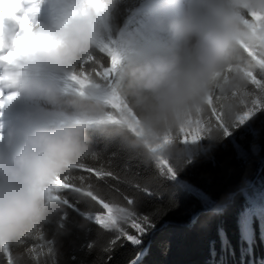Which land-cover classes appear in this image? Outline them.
I'll use <instances>...</instances> for the list:
<instances>
[{
    "label": "clouds",
    "instance_id": "clouds-1",
    "mask_svg": "<svg viewBox=\"0 0 264 264\" xmlns=\"http://www.w3.org/2000/svg\"><path fill=\"white\" fill-rule=\"evenodd\" d=\"M43 2L0 0L2 108L28 102L0 135V250L61 210L54 189L95 151L93 130L116 124L149 159L182 166L187 146L204 137L210 98L229 123L240 110L244 98L235 94L248 77L235 68L226 75L228 66L244 52L264 62V0H180L176 15L153 22L157 39L148 47L135 30L109 34L116 0H55L47 22L39 19ZM97 49L110 58L108 86L96 79ZM113 104L122 105L118 119ZM13 264L27 261L17 252Z\"/></svg>",
    "mask_w": 264,
    "mask_h": 264
},
{
    "label": "trees",
    "instance_id": "trees-1",
    "mask_svg": "<svg viewBox=\"0 0 264 264\" xmlns=\"http://www.w3.org/2000/svg\"><path fill=\"white\" fill-rule=\"evenodd\" d=\"M145 3V0H116L107 20L109 34L123 39L135 30L139 44L151 46L157 39L152 24L162 19V13L151 12ZM93 55L96 64L110 66L106 52L97 49ZM212 103L210 98V106ZM112 106L116 110L114 119H118L122 105ZM236 124L229 125V134H234V139L220 129L214 130V138L210 131L198 143L188 145L182 166L169 169H174V177L157 166L166 164L149 159L122 135L118 125L93 130L94 148L101 140L115 142L143 162L139 171L149 181L147 193L133 194L134 186L122 183L130 174L118 167H113L116 179L109 178L104 183L92 176V181L105 194L119 200L121 206L146 218L145 231L137 235L130 223L124 224L138 243L121 239L103 250L88 248L86 242L95 236V231L86 237L74 226L81 218L72 213L68 231L58 237L55 264H97L98 260H103V264H249L252 258L256 264H264V111H259L252 120L256 134L237 130ZM87 163L97 168L109 167L106 159H89ZM115 188L132 195L134 204L121 200ZM61 191L70 197L74 195L70 189ZM198 212L201 214L193 222ZM47 227L45 235L48 231L51 235L55 228ZM146 247L148 250L141 257ZM101 251L106 252L107 259ZM0 264H7L2 251Z\"/></svg>",
    "mask_w": 264,
    "mask_h": 264
},
{
    "label": "snow or ice",
    "instance_id": "snow-or-ice-1",
    "mask_svg": "<svg viewBox=\"0 0 264 264\" xmlns=\"http://www.w3.org/2000/svg\"><path fill=\"white\" fill-rule=\"evenodd\" d=\"M243 56L244 59L240 63L229 65L225 72L226 75H231L233 68H235L236 71H241L248 77L246 87L235 94L236 97L243 96L244 98L240 110L230 123L225 121L223 115L220 114L222 112L220 103L217 102L214 95L213 104L206 116L205 135L210 131L220 129L223 130L224 135H228L229 125H233L237 121L243 123L258 107H264V63H257L252 60L247 52H244ZM250 60L255 64V67L249 66L248 61ZM93 63H96L95 58ZM87 67L86 64L85 68ZM109 69L110 66L104 67L96 64V71L101 72V74ZM112 78L111 74H109L107 80L102 79V75L96 77L98 82L104 86H108L110 84L108 81H111ZM3 103L4 101L0 99V108L3 107ZM109 111L112 114L116 112L112 105H109ZM89 159H106L109 167H93L87 163ZM141 165H143V162L139 157L126 152L115 142L109 143L101 140L99 145L96 144L95 151L88 158L79 162L68 174L59 178L60 182L55 187L53 194L58 198L61 210L50 221L39 226L38 231L32 236L25 237L15 246V253H22L27 264H55L58 255L56 247L58 237L68 231L69 224L72 223L70 219L72 213H76L81 218L74 226L82 231L86 237L95 231V236L86 242L85 246L88 248L95 247L98 250H103L110 245H115L121 239L138 243L136 236L123 225L130 223V228L135 230V234L142 235L145 231L146 218L138 217L131 208L121 206L119 200L105 194L102 187L93 183L92 176H95L98 181L108 183L109 178L116 179L113 167H118L126 171V174H130L129 178L123 180L122 183L129 187L134 186L133 194L147 193L149 191V181L139 171ZM157 166L162 171L167 170L168 174L175 176L174 169L169 171L171 165L165 166L157 163ZM84 172L90 175L86 176L83 174ZM141 181L144 182L143 185ZM61 189H70L74 195L70 197ZM115 191L119 194V198L128 205L134 204L132 195L119 188H115ZM81 204L84 205L83 208ZM48 225L55 228L51 235L49 231L45 235ZM93 225H95V228H93ZM105 233L109 235L106 237ZM11 249L13 247L0 250L6 256L7 264H13L14 254ZM101 254L104 259H107L106 252L101 251ZM97 264H103V260H98Z\"/></svg>",
    "mask_w": 264,
    "mask_h": 264
},
{
    "label": "rangeland",
    "instance_id": "rangeland-1",
    "mask_svg": "<svg viewBox=\"0 0 264 264\" xmlns=\"http://www.w3.org/2000/svg\"><path fill=\"white\" fill-rule=\"evenodd\" d=\"M172 1V0H171ZM170 0H147L146 6L149 8L151 11H158L162 9V19H167L175 15L176 11V4H172ZM168 3H170L168 5ZM172 4V5H171ZM174 5V6H173ZM175 7V8H174ZM55 12V0H44L42 6H41V12L39 15V19L43 22H47L50 17L54 14ZM109 72H104L102 74V79L107 80L109 77ZM110 82V81H108ZM27 100L25 98H20L14 102L11 103V105L8 106V109L3 111V116L4 120L6 121H12L13 124H16L23 114L26 106H27ZM264 111V107H258L253 114L245 120L243 123H239L238 121L236 122V128L237 130L243 129V130H248L250 132H253L254 134V128L252 125V120L255 119L259 113V111ZM11 119V120H10ZM202 135L205 134V132L201 133ZM243 135V134H241ZM229 138L234 139L235 135L234 134H228ZM255 145V144H254ZM205 147L207 148L206 144Z\"/></svg>",
    "mask_w": 264,
    "mask_h": 264
},
{
    "label": "bare ground",
    "instance_id": "bare-ground-1",
    "mask_svg": "<svg viewBox=\"0 0 264 264\" xmlns=\"http://www.w3.org/2000/svg\"><path fill=\"white\" fill-rule=\"evenodd\" d=\"M171 1V0H170ZM172 2V4H176V2H177V4H179L180 3V0H172L171 1ZM171 4V5H172ZM174 6V5H173ZM175 8V7H174ZM178 8H176V11L178 12ZM177 12H175V15L177 14ZM5 110H7L8 109V106H6L5 108H4ZM2 117H1V115H0V135H3V136H6L7 135V131H8V129H9V127H11V126H13L14 124L12 123V122H10V121H6V120H3L2 121ZM11 120V119H10Z\"/></svg>",
    "mask_w": 264,
    "mask_h": 264
},
{
    "label": "water",
    "instance_id": "water-1",
    "mask_svg": "<svg viewBox=\"0 0 264 264\" xmlns=\"http://www.w3.org/2000/svg\"><path fill=\"white\" fill-rule=\"evenodd\" d=\"M200 214H201V212H198V213H196V214L194 215V217H193V222L196 221V219L198 218V216H199ZM146 249H148V247H147ZM146 252H147V250H146ZM145 254H146V253L142 254L141 257L145 256Z\"/></svg>",
    "mask_w": 264,
    "mask_h": 264
}]
</instances>
